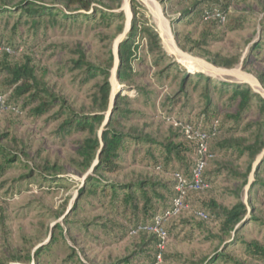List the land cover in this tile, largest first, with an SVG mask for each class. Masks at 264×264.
Wrapping results in <instances>:
<instances>
[{
  "label": "rangeland",
  "instance_id": "rangeland-1",
  "mask_svg": "<svg viewBox=\"0 0 264 264\" xmlns=\"http://www.w3.org/2000/svg\"><path fill=\"white\" fill-rule=\"evenodd\" d=\"M20 1L0 0V6ZM131 1L122 0L124 19L113 23L86 25L57 18L53 24L43 16L36 29L19 18L20 13L0 14V44L13 48L8 59L22 64L30 57L35 76L56 99L37 117L31 116L37 103L24 108L22 99L17 108H0V138L6 136L1 144L24 162L0 175V264H116L128 258L131 264H153L151 234L132 229L133 217L119 202H111L109 191L87 185L88 177L102 184L144 183L149 195L153 185L163 198L158 212L170 205L175 193L170 167L164 170L159 158L162 167L154 166L151 157L156 158L157 151L151 155L141 143L121 153L113 174L86 167L79 150L87 140H100L113 113L115 130L131 143L130 138H150L157 144L197 142L210 114L223 122L221 131L206 140L208 152H213L204 170L209 187L187 193V209L165 220L167 239L160 264H205L223 250L236 264H264L245 247L250 242L264 245V189H252L254 180L264 186V166L257 177L255 173L264 160V146L257 152L264 144V109L252 101L232 129L234 121L228 118L239 113L237 103H231L230 91L216 87H249L264 100V0L230 1L229 16L216 25L213 19L176 22L200 0H133L158 32L166 57L155 66L146 50L136 52L125 63L130 78L120 83L118 46L130 30ZM235 19L242 23L231 30ZM136 42L146 44V39ZM202 64L211 71L196 70ZM196 74L214 82L207 86V95L205 82ZM107 86L110 95L104 109ZM96 114L103 121L93 134L68 125L71 118ZM239 203L246 207L242 223L236 233L224 234L223 213ZM198 210L206 211L209 220L196 218ZM138 220H144L141 213Z\"/></svg>",
  "mask_w": 264,
  "mask_h": 264
},
{
  "label": "trees",
  "instance_id": "trees-1",
  "mask_svg": "<svg viewBox=\"0 0 264 264\" xmlns=\"http://www.w3.org/2000/svg\"><path fill=\"white\" fill-rule=\"evenodd\" d=\"M121 3L122 0H51L50 3L37 0H21L14 6H0V14L12 15L14 13H20L21 16L19 18L25 19L27 24H32L36 29L42 26L41 19L43 16L49 17L53 24H56L55 21L57 18H60L63 21H83L86 25L95 24L97 22L113 23L118 20L123 21L124 19L123 12L120 10ZM229 6V0H200L191 8L186 10L182 14L181 18H177L176 22L179 23L183 20L188 23H201L209 19H213L211 23L216 25L222 23L216 15L223 17L225 20V17L229 16ZM131 11L132 19L130 22V30L126 39L118 46V55L120 59V64L118 66V79L120 83L128 81L130 78L128 72L124 71L128 69L127 66H125V63L132 59L136 52L146 50L149 57H153V64L155 66H158L159 63H163L166 57L161 46L159 34L156 29L149 25L148 21L144 18L142 6L136 4V2L132 0ZM241 23L242 20L235 19L231 30L235 29ZM122 29L123 26H120L118 28V33H122ZM139 39H146V44L136 42V40ZM0 45L6 46L10 51V53L3 51L0 54V57H2L0 59V76L3 75V79L0 81V97L4 99V107H11L12 109L17 108L19 107V99H22L24 108L32 105L33 103H37V105L31 109V116L37 117L44 115L50 110L51 106L56 102V99L48 92L47 89H45V85L35 76V68L31 65L32 59L25 56V60L22 64L13 62L8 59V55L11 54L13 48L6 44ZM185 76L189 77L188 74ZM195 78L205 82L207 95V86L214 82L209 77H205L202 74H196ZM185 83L186 81L183 80L182 87L186 85ZM216 87H218L219 91H230L231 103H237L239 113L228 118L234 121L232 129H236L238 127L241 120V113L249 108L252 101H257L264 109V100L260 96L254 94L249 87L233 85L231 88H227L228 86L222 83H220V85L218 84V86L216 85ZM7 93H10L9 96H7ZM100 93L103 94V90L100 89ZM104 93L105 95L102 97V100L104 109H106L110 95L109 86H107ZM208 99L209 98H207V100ZM23 107L20 109L22 110ZM113 115L114 113L111 114L105 130L101 133L100 140L98 137H95L93 140H87V144L79 150V154L86 161V167L93 168V173H115L119 168L117 163L120 160L121 153L127 151L130 144L137 146L141 143L142 145L148 147L147 151L149 154L153 155V152L157 151V157H151L154 166H157V168L162 167L156 162V159L159 158L162 160L164 170H167V168L170 167L173 179L175 175H182L187 179L190 178L192 169L195 165V160L197 158L198 142L191 143L185 141L176 144L168 141L167 144H157L150 138H130L132 140L131 143L128 142L129 138L127 136L115 130L117 120L113 118ZM210 116L211 120L207 121L205 126L200 130V134H203L206 137L217 134L221 131L223 126V122H218L215 113L210 114ZM102 121L103 116L96 114L85 116L84 118H71L68 125H71V127L80 130L81 132L93 134L96 125L101 124ZM214 127L215 132H213ZM5 139L6 136L0 138V175L8 171L16 163L24 164L18 155L2 146L1 141ZM262 146H264V144L259 147L257 152H260ZM225 147L236 148L237 146L226 145ZM208 153L210 155L213 152ZM95 160L96 164H92ZM172 164H175L177 167L174 169ZM263 166L264 160H262L256 167V177ZM203 179L207 182L204 173ZM87 181V185L90 187H97L103 193L108 191L111 193V202L114 204L119 202L123 206L124 211H128L133 217L132 229L134 230L139 227L153 224L154 218L158 215L161 216L170 206L169 205L166 208L162 206V208L164 207L163 210L158 212L157 205L161 203L163 198L162 196L156 194L153 185H151V194L149 195L146 190L148 188L144 183L120 185L110 182L102 184L101 181L90 177L87 178ZM173 186L175 187V180H173ZM256 186L259 189H264V186H261L257 180H254L252 189ZM162 189H164V187ZM166 189L167 188H165V190ZM172 195L174 197L175 193ZM213 209L217 208L214 206ZM196 212H203L207 216L206 220L198 218L199 220L204 222L209 220L210 216L206 211L198 210ZM139 213H141L144 219L141 223L138 222ZM245 214L246 207L242 203L237 204L230 211L223 213L224 234L230 235L232 231H235L236 233L239 229H236V226L242 223ZM250 219L254 222L256 221L254 218ZM151 236V242L153 243V246L156 247L158 239L155 235L151 234ZM233 239L235 240L236 238L234 237ZM232 243H234V241ZM245 247L247 253L251 257L264 261V245H261L258 242H250L245 244ZM154 251L155 260V254L157 252L156 248ZM224 252L225 250L211 257L205 264H215L218 260L222 262H232V260ZM116 264H131V258L125 259ZM232 264L236 263L232 262Z\"/></svg>",
  "mask_w": 264,
  "mask_h": 264
},
{
  "label": "built area",
  "instance_id": "built-area-1",
  "mask_svg": "<svg viewBox=\"0 0 264 264\" xmlns=\"http://www.w3.org/2000/svg\"><path fill=\"white\" fill-rule=\"evenodd\" d=\"M216 17L220 20V22L224 21L223 17H220L219 15H216ZM3 51L10 53L6 46L0 45V54ZM3 107L4 99L0 97V108ZM213 132H215V127L213 128ZM207 138L209 137H206L203 134H199L197 137V158L195 160V165L192 169L190 178L187 179L182 175L174 176L175 195L170 202L169 208H167L161 216H156L153 220V224L138 228V230L146 231L149 234L155 235L158 239V243L156 245L157 252L155 254V260L153 264H160L162 260V254L164 252L167 239V233L164 228L165 220L178 216L182 211L187 209V205L185 203V197L187 193L205 190L209 187L208 183L203 179L206 161L210 156L206 147ZM195 215L201 220L207 219V216L203 212H196Z\"/></svg>",
  "mask_w": 264,
  "mask_h": 264
},
{
  "label": "bare ground",
  "instance_id": "bare-ground-1",
  "mask_svg": "<svg viewBox=\"0 0 264 264\" xmlns=\"http://www.w3.org/2000/svg\"><path fill=\"white\" fill-rule=\"evenodd\" d=\"M165 32L167 33L166 29H165ZM168 44H169L170 46H174V42H173V40H171L170 38H168ZM186 64H187L188 66L191 65L190 62H188V61H186ZM186 64H185V65H186ZM116 66H118V61H117V59H116V63H115V66H114V67H116ZM188 68H189V69H192L193 66H192V67H188ZM198 68H201L202 70H203V69L210 70V67H209L208 65H204V64H202V66H201V65H198L197 68H196V70H199ZM210 71H211V70H210ZM114 87H115V86H114ZM113 91H116V89L114 88Z\"/></svg>",
  "mask_w": 264,
  "mask_h": 264
}]
</instances>
